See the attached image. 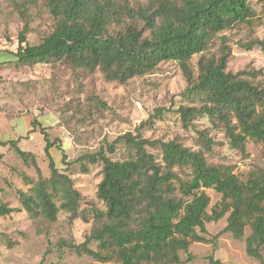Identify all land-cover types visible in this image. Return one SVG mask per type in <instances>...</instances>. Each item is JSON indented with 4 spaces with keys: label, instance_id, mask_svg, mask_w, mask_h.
I'll use <instances>...</instances> for the list:
<instances>
[{
    "label": "trees",
    "instance_id": "16d2710c",
    "mask_svg": "<svg viewBox=\"0 0 264 264\" xmlns=\"http://www.w3.org/2000/svg\"><path fill=\"white\" fill-rule=\"evenodd\" d=\"M56 23L38 43L28 42L30 25L19 35L16 51H0L3 62L19 64H65L82 73L101 72L108 81L127 83L154 72L160 64L175 62L187 81L183 92L188 101L178 109L182 124L197 133L192 148L178 139H150L141 130L153 124L162 109L142 121L136 132L128 131L104 141L78 162L102 165L97 198L100 209L82 208L83 195L68 173L71 162L59 140H50L47 126L32 120V132L45 140L50 175L43 176L35 154L19 146V139L0 140L13 148L26 163L32 161L39 177L27 190H16L21 207H10L0 198V215L26 211L29 216L51 222L61 211L71 219L91 222L85 242L70 245L93 258L90 264H192L190 251L196 242H211L202 234L207 224L227 216L220 232L246 238L249 256L263 259L264 166L255 165L245 178L235 166L211 162L213 140L197 129L203 117L215 124L233 148L247 153L252 141L264 145V82L254 72L228 71L232 48L226 34L234 29L264 25V0H46ZM263 41L240 43L248 49ZM199 56L197 68L193 59ZM61 150V170L52 149ZM159 150L158 154L151 149ZM4 153H0V160ZM85 167V171H86ZM215 189L221 199L211 212ZM202 233V234H201ZM218 236V235H217ZM215 236V238H217ZM95 243V248L90 244ZM187 254L183 259L182 255ZM211 264H221L211 259Z\"/></svg>",
    "mask_w": 264,
    "mask_h": 264
},
{
    "label": "rangeland",
    "instance_id": "374dc122",
    "mask_svg": "<svg viewBox=\"0 0 264 264\" xmlns=\"http://www.w3.org/2000/svg\"><path fill=\"white\" fill-rule=\"evenodd\" d=\"M132 1L145 3L148 0ZM259 4L258 0H253L255 7H260ZM55 23L46 0H0V51L7 52L13 59L11 53L17 50L19 35L26 24L30 25L28 42L35 44L53 31ZM226 34L232 48L228 71H255L264 82V49L259 44L252 49L240 46L241 42H264V25L254 30L234 29ZM0 58L1 62L7 59ZM198 59L199 56L193 59L195 68ZM186 88V78L173 61L163 62L154 72L122 84L108 81L99 71L88 74L65 64L25 65L10 60L0 65L3 118L0 138H18L22 149L35 154L43 176H49L44 137L30 128L33 118H38L47 126L50 140H59L71 162L67 171L83 195L82 208L103 209L104 203L97 198L102 165L78 162V158L96 151L104 141H112L128 131L136 132L140 123L158 109L163 113L153 117L154 123L142 129V135L150 139L176 138L197 149V133L183 126L178 113L180 106L188 103L183 95ZM194 123L197 129L208 131L212 137L213 150L208 153L211 162L234 165L241 178L255 165L264 166V145L249 141L247 153H242L230 145L225 133L209 118L203 117ZM151 150L159 156V150ZM0 151L4 153L0 160L1 201L10 207H21L16 190H27L31 185L28 183L36 181L39 173L32 161L26 163L12 147L1 146ZM52 153L58 167L64 170L61 150L55 147ZM206 191L211 197V212L221 194L215 189ZM226 225L227 216L207 224L208 233L201 234L211 242L191 245L190 251L195 257L192 264H211V259L221 264H264V247L263 259L249 256L246 251V238L251 230L247 228L245 236L238 239L231 232L220 233ZM90 229L91 222L71 219L65 211L59 213L55 222L41 216L32 218L24 210L0 215V264H90L94 261L91 256L78 253L70 246L85 242ZM90 247L95 248V243ZM187 256L182 255L183 259Z\"/></svg>",
    "mask_w": 264,
    "mask_h": 264
},
{
    "label": "crops",
    "instance_id": "0c3cea01",
    "mask_svg": "<svg viewBox=\"0 0 264 264\" xmlns=\"http://www.w3.org/2000/svg\"><path fill=\"white\" fill-rule=\"evenodd\" d=\"M1 59V58H0ZM1 61H0V65H1ZM2 122H3V118H2V114L0 113V137L2 136L1 134V125H2ZM32 122V121H31ZM29 128V127H28ZM32 128V126L30 127ZM15 133L19 135V129L17 127H15ZM11 139H16V137H12V136H9L7 139H2L0 138V140H4V141H7V140H11ZM1 147V146H0ZM2 151H0L1 153Z\"/></svg>",
    "mask_w": 264,
    "mask_h": 264
}]
</instances>
